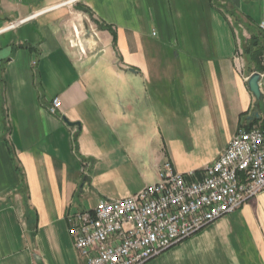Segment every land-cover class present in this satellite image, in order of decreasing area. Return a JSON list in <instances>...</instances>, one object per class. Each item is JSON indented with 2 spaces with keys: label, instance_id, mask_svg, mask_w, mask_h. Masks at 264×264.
<instances>
[{
  "label": "crops",
  "instance_id": "1",
  "mask_svg": "<svg viewBox=\"0 0 264 264\" xmlns=\"http://www.w3.org/2000/svg\"><path fill=\"white\" fill-rule=\"evenodd\" d=\"M261 24L264 0H0V264H84L69 215L257 125ZM145 264H264V191Z\"/></svg>",
  "mask_w": 264,
  "mask_h": 264
},
{
  "label": "built area",
  "instance_id": "2",
  "mask_svg": "<svg viewBox=\"0 0 264 264\" xmlns=\"http://www.w3.org/2000/svg\"><path fill=\"white\" fill-rule=\"evenodd\" d=\"M60 105L53 98L50 113ZM256 121L239 128L200 174L184 175L164 163L158 181L135 195L69 215L73 247L84 264H145L263 192L264 117Z\"/></svg>",
  "mask_w": 264,
  "mask_h": 264
},
{
  "label": "water",
  "instance_id": "3",
  "mask_svg": "<svg viewBox=\"0 0 264 264\" xmlns=\"http://www.w3.org/2000/svg\"><path fill=\"white\" fill-rule=\"evenodd\" d=\"M261 79V75L259 73H253L250 75V77L247 80V86L249 89V92L252 94L254 97V105L253 109L250 113V115L247 117V121L250 123L254 120H259L260 118V108L259 104L263 100V95L260 92L259 89V82ZM64 122L68 124L69 126H74L75 124L69 123L66 119H64ZM86 178H84V181L82 182V185L85 183Z\"/></svg>",
  "mask_w": 264,
  "mask_h": 264
},
{
  "label": "trees",
  "instance_id": "4",
  "mask_svg": "<svg viewBox=\"0 0 264 264\" xmlns=\"http://www.w3.org/2000/svg\"><path fill=\"white\" fill-rule=\"evenodd\" d=\"M246 54L250 55V60H253L255 68L260 72L264 67L259 63L258 58L264 54V32H259L257 35H253L250 38V47L246 50ZM264 128V124H263Z\"/></svg>",
  "mask_w": 264,
  "mask_h": 264
}]
</instances>
